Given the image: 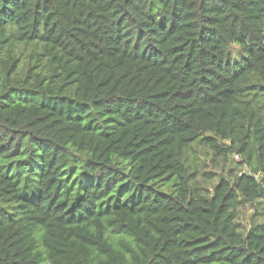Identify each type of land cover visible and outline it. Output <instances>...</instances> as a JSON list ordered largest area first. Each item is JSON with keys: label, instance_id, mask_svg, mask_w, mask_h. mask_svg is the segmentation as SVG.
I'll return each mask as SVG.
<instances>
[{"label": "trees", "instance_id": "16d2710c", "mask_svg": "<svg viewBox=\"0 0 264 264\" xmlns=\"http://www.w3.org/2000/svg\"><path fill=\"white\" fill-rule=\"evenodd\" d=\"M45 263L264 264V0H0V264Z\"/></svg>", "mask_w": 264, "mask_h": 264}, {"label": "rangeland", "instance_id": "374dc122", "mask_svg": "<svg viewBox=\"0 0 264 264\" xmlns=\"http://www.w3.org/2000/svg\"><path fill=\"white\" fill-rule=\"evenodd\" d=\"M201 158L208 163V168H211L212 170L217 171V172L220 171L221 167H220V164H219V161L217 158H214L215 161H213V162H210V159H212V156L211 157L209 156L207 158L202 156ZM234 159L237 160L236 157ZM251 214H252L251 208L247 209V207H246L243 210L242 215H241V221L243 224L246 225V223L249 222ZM45 264H47V263H45Z\"/></svg>", "mask_w": 264, "mask_h": 264}]
</instances>
